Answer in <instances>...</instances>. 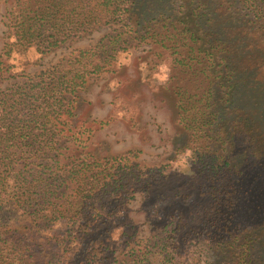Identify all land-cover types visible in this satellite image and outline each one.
Listing matches in <instances>:
<instances>
[{"label": "trees", "instance_id": "obj_1", "mask_svg": "<svg viewBox=\"0 0 264 264\" xmlns=\"http://www.w3.org/2000/svg\"><path fill=\"white\" fill-rule=\"evenodd\" d=\"M7 17L6 59L32 48L44 57L102 25L114 29L0 91V264H80L70 254L93 222L150 180L123 156L62 159L81 133L71 118L88 77L148 44L161 49L150 55L153 71L172 57L164 87L204 181L206 202L189 218L226 235L211 244L212 264H264V0H17ZM117 101L114 114L134 119L135 108ZM209 209L219 210L218 225L206 222ZM60 223L68 238L43 237ZM178 230L166 225L121 264L173 263Z\"/></svg>", "mask_w": 264, "mask_h": 264}, {"label": "rangeland", "instance_id": "obj_2", "mask_svg": "<svg viewBox=\"0 0 264 264\" xmlns=\"http://www.w3.org/2000/svg\"><path fill=\"white\" fill-rule=\"evenodd\" d=\"M16 1L0 0V60L7 64L0 71V91L51 68L74 51L92 47L114 29L112 24L102 25L81 39L66 41L44 57L32 48L14 52L6 59L7 16ZM156 51L161 49L148 44L120 52L110 65L89 76L84 88L77 92L71 127L81 133L77 140L68 141L63 162L83 150L96 159L118 155L128 158L129 164L136 165L145 178L150 177L148 182L134 183L126 199L117 203L111 213H104L105 220L98 217L93 222L88 234L74 247L78 255L67 253L72 259L80 257V264H121L132 248L157 241L165 226L172 223L179 226V250L172 252L176 259L170 264H212L211 244L217 245L226 238L222 229L209 235L206 224L189 218L196 204L206 202L201 191L205 190L204 181L194 167L193 145L177 124L164 87L172 57L166 54L164 62L153 71L148 61ZM118 97L125 106L135 108L134 119H129L132 121L123 118L120 108L119 114H114ZM206 214L207 223L218 225V209H209ZM70 233L69 226L60 223L43 237L65 240ZM124 234L131 236L129 244Z\"/></svg>", "mask_w": 264, "mask_h": 264}]
</instances>
